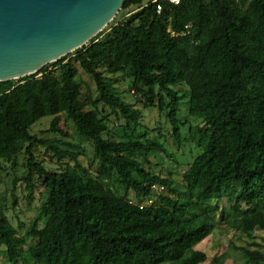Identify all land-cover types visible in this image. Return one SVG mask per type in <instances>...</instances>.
<instances>
[{
    "label": "trees",
    "instance_id": "trees-1",
    "mask_svg": "<svg viewBox=\"0 0 264 264\" xmlns=\"http://www.w3.org/2000/svg\"><path fill=\"white\" fill-rule=\"evenodd\" d=\"M80 70L94 81L97 100L90 92L82 98ZM119 74L131 81L137 104L159 111L169 131L162 121L144 127L142 111L115 86ZM180 86L199 121L190 138L205 140L177 181L159 166L174 157L167 135L183 145ZM46 117L55 137L31 134ZM63 118L92 146L99 178L92 163H80L82 147L67 141ZM38 148L69 162L50 170L38 161ZM21 156L27 175L13 181L14 205L17 185L32 191L36 178L47 199L24 233L5 225L0 208L7 264H205L196 247L223 219L225 199L246 215L242 234L264 230V220L249 218L264 208V0H126L84 47L32 76L0 82V162L15 168ZM239 250L246 264H264L260 251Z\"/></svg>",
    "mask_w": 264,
    "mask_h": 264
},
{
    "label": "rangeland",
    "instance_id": "rangeland-1",
    "mask_svg": "<svg viewBox=\"0 0 264 264\" xmlns=\"http://www.w3.org/2000/svg\"><path fill=\"white\" fill-rule=\"evenodd\" d=\"M122 17L118 16V19ZM80 77L84 81V86L81 89L82 98H85L88 92H90L94 99H98V94L96 91V86L94 81L87 76L83 71L79 72ZM108 77H113L108 75ZM18 81V80H16ZM115 86L118 91L121 93L122 98L130 105H134L138 110L143 113V125L150 131L152 129H157L160 121L165 123V129L169 131L167 122L163 117H161L159 111L154 109H145L143 104H137V97L133 91H130L131 81L126 79L123 75L119 74L114 76ZM176 90L181 94V105L179 111V118L185 124V127L182 130L183 133V145L178 147L177 143L171 137L167 135V150L172 154V158L163 157L159 169H161L162 175L168 177L173 175L174 179L181 181V174L185 172L190 163L194 160L198 153L196 145H203L204 138L202 135H197L195 140H191L190 133L191 127L195 128L199 125L198 119L190 117L188 113L189 108V91L186 87L180 86ZM108 113L110 111L107 109ZM64 124L63 128L69 133L67 141L75 145H81L82 152L80 154V163L85 167H89L92 163L90 169L91 175L93 178H99L101 175L99 161L95 159L93 155L92 146L82 141L70 121H66L63 118ZM113 122L119 123L116 117H113ZM52 122L51 117H46L37 123L32 129L31 134L37 135L38 137L44 139H51L55 135L49 132L50 125ZM123 123V121H122ZM188 123V124H187ZM115 134L117 139H122L124 137V132L121 128L117 127L115 129ZM151 135H153L151 133ZM154 136H157V133H154ZM38 161L43 163L45 167L50 170H58L61 167H64L69 160L66 159L63 162V165L58 163L54 158L52 159V154H47L43 148H38L36 150ZM133 156V153H130ZM153 164H157L159 161L155 157L151 158ZM159 172L158 169H156ZM27 175V162L24 156L19 157L16 160L15 168H12L11 163L9 162H0V208L5 212V225L11 228L17 229L20 233H24L27 227L29 226L32 219L38 214L41 205L46 201L47 195L42 184L38 178H36L33 185L32 191H29L25 184L19 183L16 187V197L18 200L17 205H14L13 198V181L17 178H22ZM112 185L116 187V181L113 180ZM115 189V188H114ZM117 191L120 195L123 194L121 189L117 188ZM155 201L152 200V203ZM151 203V204H152ZM220 211L222 208H225L223 219H219L215 231L205 240L203 243L196 247L197 250L204 252L208 261L205 264H211L214 258L224 257L222 259V264H246V259L240 248H250L253 251H260L264 254V230L261 228H256L250 237L245 236L240 232V224L243 218L246 216L245 213L241 212L239 214L234 213L231 208L233 207L234 202L227 199L219 203ZM218 217L220 214L218 213ZM250 219H261L264 220V208L253 214L249 217ZM42 225V224H41ZM32 244V242H30ZM24 258L26 260L30 259L28 252H24ZM0 264H7L5 257V250L1 249L0 254Z\"/></svg>",
    "mask_w": 264,
    "mask_h": 264
},
{
    "label": "water",
    "instance_id": "water-1",
    "mask_svg": "<svg viewBox=\"0 0 264 264\" xmlns=\"http://www.w3.org/2000/svg\"><path fill=\"white\" fill-rule=\"evenodd\" d=\"M126 0H0V82L32 76L87 45Z\"/></svg>",
    "mask_w": 264,
    "mask_h": 264
},
{
    "label": "built area",
    "instance_id": "built-area-1",
    "mask_svg": "<svg viewBox=\"0 0 264 264\" xmlns=\"http://www.w3.org/2000/svg\"><path fill=\"white\" fill-rule=\"evenodd\" d=\"M168 2H170L171 4L175 5V6H178L181 2V0H167ZM155 3L157 1H154ZM162 9V7L160 5H158V11L160 12ZM150 203H152V201H150Z\"/></svg>",
    "mask_w": 264,
    "mask_h": 264
}]
</instances>
